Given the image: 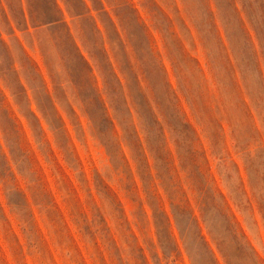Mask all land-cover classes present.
I'll return each mask as SVG.
<instances>
[{"label":"rangeland","instance_id":"1","mask_svg":"<svg viewBox=\"0 0 264 264\" xmlns=\"http://www.w3.org/2000/svg\"><path fill=\"white\" fill-rule=\"evenodd\" d=\"M0 146V264H165L162 210L193 264L190 209L223 263L202 185L264 262V0H0Z\"/></svg>","mask_w":264,"mask_h":264},{"label":"trees","instance_id":"2","mask_svg":"<svg viewBox=\"0 0 264 264\" xmlns=\"http://www.w3.org/2000/svg\"><path fill=\"white\" fill-rule=\"evenodd\" d=\"M229 64L232 67L231 61H229ZM40 110L43 113L44 118L46 119L47 124H49L50 127H52L53 129H57L58 131H61L64 133V135L67 137V144H69V137L67 134V131L65 129V124L64 121L62 119V117L60 116L59 112L57 111V109L55 107H53L54 112H55V117L58 119L59 123H60V127H54L50 120L48 119L47 116V112L45 111L44 107L39 105ZM105 115H106V120H108L112 131L114 132L115 130V124L114 121L111 120L109 118V116H107V110H104ZM130 111V110H129ZM74 112V110H73ZM75 113V112H74ZM34 117H36V119L39 121V125L42 129L41 123L39 118L34 114ZM157 123L158 120H156ZM185 127H187L189 129V131H191L192 133H194V135H196V132L191 128V126L189 124H185ZM162 129V135L165 136V132L164 129L161 127ZM134 133L136 135V141L138 142L140 148L142 149V155L143 158L145 160V167L147 168L149 174L151 175V178L153 180L152 177V167L150 166L149 163V158L147 156V154L145 153V148L144 145L142 143V140L140 138V135L138 133V131L135 129ZM196 140H198V138H196ZM103 144V143H102ZM165 144H166V140H165ZM104 145V144H103ZM1 147V146H0ZM242 150V149H241ZM152 152V149H151ZM199 155H202V158H204V161L207 162L206 157H204L203 155V151H198V150H193L190 152L189 154V161L192 164V166H195L196 168H198L199 172H201L202 170V165L199 163ZM2 157L4 159H6V155H2ZM162 160V158H160ZM166 160V159H164ZM168 165V163H166ZM185 164H183L184 166ZM185 167V166H184ZM238 173H239V168L237 167ZM218 190V195L221 197L222 199V205H220L217 202L216 199V191ZM213 190V194L209 196V192L208 190H206V185H202L200 188V198L201 201L199 203L200 206V214L202 217V222L205 223L206 228H207V232L210 235L213 243L215 244L221 258H222V262H220L218 255L215 251V249L212 247L211 242L208 240L206 234H204L203 232V227L201 225V222L198 218V216L195 214L194 209H190V211L185 212V210H179V215L180 217H185L188 214V222L186 223V229L183 230L180 227L179 221H178V217L176 215V212L173 211V215L174 218L176 220L177 226L180 230L181 233V239L183 241V243L185 244V247L187 248V244H186V234H188V230L189 233L190 232V225H194L195 229H196V234L193 235L192 233V237L191 240L193 241L194 244V248L195 251H187L189 258L192 260L193 264H242L243 260H250V262L252 264H264V262L259 258V256L257 255V253L255 252L254 248L250 245V243L247 241L246 235L245 233L239 228L235 217L233 215H228L225 211L229 210V207L226 200H225V196L224 194L219 190V189H215ZM243 192L246 193L245 189H243ZM210 198L211 201L210 203H208L207 199ZM209 205L214 206L215 208L219 209L220 215L223 217L225 223H226V229L229 233V235L232 238V249H226L225 247V243L224 241L220 240L219 236L216 235L212 229L208 226V223L206 222L205 219V212H207V208ZM239 206H241L239 204ZM245 208L247 210H249L250 213L254 212V207L252 202H248V205L245 206ZM258 209L260 211V213L262 214V218H263V224H264V209L261 205L258 206ZM186 214V215H184ZM156 218V217H155ZM158 220V219H157ZM255 224H257V221L254 220ZM157 224V228L159 229L158 233H159V242H160V246L163 248V253H164V259L166 260L165 264H170L171 262L175 263V259H172V256L174 254L176 255H181V250L179 248V244L176 240V237L174 236L171 228H172V222H171V218L170 216L167 214L166 211L162 210L160 213V221H156ZM166 250L169 251V253H166ZM157 257L159 258L160 264H162V259L160 258L159 254L157 253Z\"/></svg>","mask_w":264,"mask_h":264}]
</instances>
